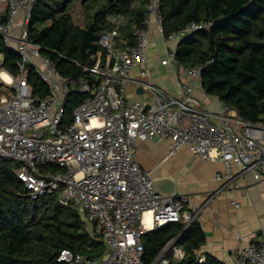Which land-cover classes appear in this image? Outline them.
Wrapping results in <instances>:
<instances>
[{
    "label": "built area",
    "instance_id": "obj_1",
    "mask_svg": "<svg viewBox=\"0 0 264 264\" xmlns=\"http://www.w3.org/2000/svg\"><path fill=\"white\" fill-rule=\"evenodd\" d=\"M35 3L0 0V39L20 57L17 76L0 70V163L12 161L19 166L13 172L31 199L56 193L62 206L85 217L90 233L100 236L107 249V255L97 261L63 249L57 255L58 263L144 264L143 234L174 223L187 227L194 220L185 208L188 196L164 197L156 192L153 170H142L135 161L137 141L162 138L171 155L186 147L199 160L219 162L224 172H217L215 180L231 182L236 167L239 175L264 181V122H246L227 106L220 114L199 106L193 90L204 66L187 68L176 63V45L211 24L192 23L164 38L171 65L186 75L177 97L154 84L147 69L152 22L163 35L159 0H150L147 6L146 27L133 28V43L119 38L124 16L107 18L111 28L100 33V50L91 56L89 65L81 66L94 78L93 84L61 76L42 55L41 47L29 40ZM13 43L16 51L11 48ZM28 68L47 84L46 97L32 95ZM135 71L143 80L132 79ZM131 83L147 92V102L125 98ZM71 91L89 96L73 111L72 123L62 126ZM231 204L238 207L235 201ZM181 242V234L172 238L151 264L181 262L185 256ZM205 259L201 249L196 252L197 264H204ZM231 264H264V240L243 244Z\"/></svg>",
    "mask_w": 264,
    "mask_h": 264
},
{
    "label": "trees",
    "instance_id": "obj_2",
    "mask_svg": "<svg viewBox=\"0 0 264 264\" xmlns=\"http://www.w3.org/2000/svg\"><path fill=\"white\" fill-rule=\"evenodd\" d=\"M81 1L85 11L83 26L75 24L70 7ZM150 0H36L29 26V40L41 47L57 72L68 79L94 78L81 66L89 65L100 50L99 35L111 28L107 18L124 16L119 38L133 43V28L146 27ZM158 13L163 37L195 23L211 24L194 32L175 47L180 67L204 66L200 86L237 116L251 124L264 122V0H159ZM0 70L17 76L19 55L0 39ZM76 62L77 64L73 63ZM27 84L32 95L49 94L34 69H27ZM89 93L71 91L64 105L61 125L73 121V111ZM19 166L0 163V264H62L56 261L63 249L103 259L107 249L100 236H93L85 217L70 206H62L56 193L31 199L14 174ZM47 170L44 168L42 171ZM53 172L56 169H50ZM182 235L184 259L170 264H197L195 254L205 242L200 225L192 221L168 224L141 236L143 263L151 264L166 244ZM204 264H220L206 256Z\"/></svg>",
    "mask_w": 264,
    "mask_h": 264
},
{
    "label": "crops",
    "instance_id": "obj_3",
    "mask_svg": "<svg viewBox=\"0 0 264 264\" xmlns=\"http://www.w3.org/2000/svg\"><path fill=\"white\" fill-rule=\"evenodd\" d=\"M149 38L147 69L151 81L168 95L180 96L179 86L186 75L171 65L164 37L154 22L149 28ZM132 79L143 80L139 71L132 73ZM193 94L202 108L214 114L223 112L224 105L217 98L206 95L200 82ZM125 98L128 101L149 100L147 92L135 83L126 88ZM134 150L135 161L142 170H153V178L171 177L175 182L174 195L190 198L185 208L194 214V221L204 232L201 250L205 256L220 264H231L239 256L243 244L257 245L264 240V181H255L250 174L239 175L236 167L232 169L231 182L215 180L217 172H224L221 163L199 160L186 147L171 155L167 141L162 138L137 141ZM232 201L238 204L237 208L232 206Z\"/></svg>",
    "mask_w": 264,
    "mask_h": 264
},
{
    "label": "water",
    "instance_id": "obj_4",
    "mask_svg": "<svg viewBox=\"0 0 264 264\" xmlns=\"http://www.w3.org/2000/svg\"><path fill=\"white\" fill-rule=\"evenodd\" d=\"M152 182L156 192L159 195H162L164 197H171L175 194V182L171 177H156L153 178Z\"/></svg>",
    "mask_w": 264,
    "mask_h": 264
},
{
    "label": "rangeland",
    "instance_id": "obj_5",
    "mask_svg": "<svg viewBox=\"0 0 264 264\" xmlns=\"http://www.w3.org/2000/svg\"><path fill=\"white\" fill-rule=\"evenodd\" d=\"M69 13L71 15V17L73 18L74 22L76 25L78 26H83L84 22H85V11L84 9L81 7V1L75 2L69 9ZM159 47H161V45L159 44ZM11 48L16 51L17 50V46L13 43L11 45ZM161 50V48H159ZM2 61V58L0 56V63ZM35 64V66H37L39 69H43L40 65V63L38 61L33 62ZM3 162V161H2ZM14 163V162H13Z\"/></svg>",
    "mask_w": 264,
    "mask_h": 264
},
{
    "label": "bare ground",
    "instance_id": "obj_6",
    "mask_svg": "<svg viewBox=\"0 0 264 264\" xmlns=\"http://www.w3.org/2000/svg\"><path fill=\"white\" fill-rule=\"evenodd\" d=\"M3 78H5L6 80H8V78H7V76H6V74L3 72Z\"/></svg>",
    "mask_w": 264,
    "mask_h": 264
}]
</instances>
